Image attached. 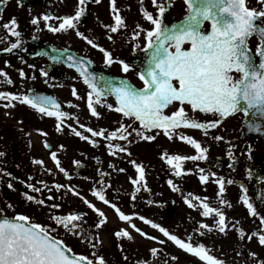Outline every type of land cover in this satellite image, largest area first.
<instances>
[{"label": "snow or ice", "instance_id": "snow-or-ice-1", "mask_svg": "<svg viewBox=\"0 0 264 264\" xmlns=\"http://www.w3.org/2000/svg\"><path fill=\"white\" fill-rule=\"evenodd\" d=\"M93 2L99 4L101 0H93ZM18 3L22 4V0H18ZM88 3L89 0H78L72 15L57 17L44 14L42 17L32 18L30 23L39 30V25L43 21L44 27L54 34H66L70 30H75L76 35L85 40L88 45L98 48L105 57V63L110 65L116 62L112 54L78 29ZM142 3L143 0H141ZM151 3L156 9L155 15L143 7L141 8L143 19L148 22L150 27L144 29L137 24L136 27L139 31L134 33L137 38L141 32L145 34V46L142 51L146 54V59L143 61V68L137 73L143 84L142 87L137 88L129 81L120 79L118 84L111 80H105L106 87L101 89L98 87V77L88 70L91 61L73 57L68 53V49H64L62 52L53 49L52 51L58 55H51L49 59L54 63H59L62 62L61 58L66 56V60L63 62L68 63L69 67L75 68L79 73L83 83L90 89L87 95V108L92 117L100 118L96 105H101L102 99H105L106 93H109L115 98V106L112 104L102 106L132 121L129 124L120 123L115 131L109 132L104 128L93 130L77 120L79 128L84 132L90 133L92 137H102L108 142L107 148L110 155H116L119 152L131 156L127 147L119 143L114 144L112 141L120 140L131 144L133 140H129V137L133 136V133H135L133 139L143 141L155 140L156 136L150 134L155 131L162 132L169 140L177 137L189 143L195 149L196 155L163 153L161 157L170 166L173 174L179 177L182 174H187L183 166L185 161H206L209 151L192 136L180 132V129H199L207 136L209 129H215L224 119L237 113H243L245 117L253 118L252 122H246L249 130L258 134L264 132V125L255 122L257 118L264 119V8L261 10L250 8L247 6V0H183L185 16L180 21L168 25L165 23L164 17L168 7L171 6V0H166V2L165 0H151ZM258 3L264 5V0H258ZM110 5L114 23L104 25V27L111 33H117L126 28L127 24L117 7L116 0H110ZM50 21L57 23H50ZM206 22L210 25L209 29L203 27ZM2 27L6 34L15 37V42H12L10 47H5L3 51L11 53L13 50L21 48V32L18 30V21L15 17L4 23ZM253 36L258 38L254 52L250 47V39ZM2 39L3 37H0V40ZM108 39L111 40L112 36H108ZM136 46L140 47L139 44ZM42 55H48V53H42ZM118 62L124 73L131 70L128 63ZM29 67L34 66L30 65ZM19 75L24 78L23 70ZM41 75L47 77L48 73L41 70ZM0 78H2L0 83L13 84L11 78L3 70H0ZM32 79H35V76ZM99 79L103 80L104 78L100 77ZM72 95L81 99L75 88L72 89ZM17 104L26 105L43 116L54 117L55 128L58 132L63 131L62 125L65 124L66 119H72L68 112L61 110L60 104L52 96L0 91V107L11 109L15 108ZM69 106L77 107V105L71 104ZM186 106L193 113L211 114L214 119L201 122L189 115ZM170 108L174 110L169 113L166 110ZM136 122L139 126L133 127ZM19 123L22 124V121ZM67 127L81 140L89 141L94 147L98 145L96 140H90L89 136L77 131L71 125H67ZM36 131L41 136H47V133L42 130L37 129ZM214 139L222 140L223 137L215 136ZM30 146L31 141H29ZM43 146L49 149L50 157L59 171L68 176L65 169L60 166L57 151L52 150V145L44 140ZM59 147L63 148V145ZM4 156L5 153L0 152V157ZM130 162L138 174V179H132L131 183L137 185L144 180L145 170L135 160ZM32 163L43 165L44 162L34 159ZM76 163L79 164L78 161ZM109 167L114 166L109 165ZM119 171L123 172L125 169L121 168ZM198 171L199 181L202 184L208 182L210 176H216L214 172L206 174L204 168H199ZM4 175L11 176L10 173H4ZM105 175L106 173L100 172L102 178ZM214 182L218 185L219 204L231 207L232 205L224 199L225 184L231 185L234 181L231 179L225 181L223 177H219ZM20 183L24 184L25 181H20ZM168 183L172 186L173 191H179V188L173 185L172 180H169ZM100 184L99 189L93 188L91 195L113 209L118 222H123V225L113 232L116 239L126 238L128 241H133L135 236L132 231L134 230L135 233L148 240L156 241L159 244L166 242L164 239L149 235L137 227L133 223V216L125 214L120 207L107 198L103 179ZM7 187L13 189V184L8 183ZM26 187L34 193L41 191L32 183H27ZM44 187L48 186L44 185ZM54 187L56 190H60L64 186L56 184ZM141 187H145V185L141 184ZM69 191L78 196L83 204L96 215L98 220L95 227L97 229L108 223L105 211L81 196L75 188H70ZM247 191L241 185L242 195L239 200L251 217L259 218V231L247 235V240L251 241L253 237H256L259 245L264 246V215H261L257 206L250 201ZM22 195L28 202H33L37 206H45L44 199H37L27 192ZM132 198L135 199V194ZM47 199L52 200L53 197L48 196ZM207 199V197L201 198L191 192L185 197V203L190 208L198 207L202 217L214 219L213 226L203 222L199 224L197 229L199 235L204 236L206 234L204 230L207 233L217 231L225 234L229 227L225 212L218 206H211ZM261 200L264 201V195L261 196ZM193 201L200 203L196 205ZM8 207L12 206L8 205ZM47 207L56 210L60 209L61 205L53 203ZM84 219V214L69 211L65 214H49V220L52 223L41 224L23 213H16L13 216L0 213V264H106L104 258L97 256L95 251L92 252L91 258L89 255L76 253L57 230L58 228L63 229L66 235L76 237L82 243L96 249L102 241L84 231L82 228ZM138 219L153 229H157L163 234V237L167 238V241L185 253L198 258L202 264H225V261L212 254V250L204 243H193L192 236H188L185 240L144 216H139ZM238 234L241 240L245 239L246 233L242 228L239 229ZM150 252L152 256H156L158 249L153 247ZM250 255L256 256L255 253H250ZM172 259L175 260L177 257ZM260 264H264V261H260Z\"/></svg>", "mask_w": 264, "mask_h": 264}, {"label": "flooded vegetation", "instance_id": "flooded-vegetation-1", "mask_svg": "<svg viewBox=\"0 0 264 264\" xmlns=\"http://www.w3.org/2000/svg\"><path fill=\"white\" fill-rule=\"evenodd\" d=\"M77 4L78 0H22V4H19L18 0H2V3H0V37H3V39L0 40V70L8 74L13 84L0 83V91L23 94H28L29 91L51 92L69 107L68 113L72 119H66L62 127L71 125L77 131H81L79 123H86L87 121L80 119L78 108L70 107V103H67L66 99L87 101L90 89L83 83V79L75 68L69 67L64 62L54 63L49 59V56L58 54L52 50L57 49L62 52L64 49H68V53L73 54L76 58L91 61L88 70L98 77V87L101 89L106 87L105 80H111L113 83L118 84L120 79L127 80L132 85L140 88L143 84L139 80L137 73L143 68V61L146 59V54L142 51L145 46V34L141 32L137 38L134 36V33L139 31L136 27L137 24L144 29L150 27L148 22L143 19L141 8L143 7L147 11L153 12L154 15L156 9L153 7L151 0H143L142 4L141 0H116L117 7L120 9L127 27L119 30L117 33H111L104 27V25L114 23L110 0H101L99 4H96L93 0H89L86 13L81 18L78 29L112 54L116 62L109 65L105 63L103 53L98 48H93L85 40L78 37L75 30H70L66 34H54L44 27L43 21L39 25V30L30 23L32 18L42 17L44 14H51L57 17L72 15L75 12ZM247 6L257 10L264 8V5L259 4L258 0H247ZM184 16L185 5L183 1L171 0V6L168 7L165 13V23L171 25L180 21ZM13 17L18 21V30L21 32L20 39L22 43L21 48L8 53L4 52L3 49L10 47V44L15 42V37L6 34L2 25L9 22ZM50 23L55 24L57 22L50 21ZM203 27L208 29V23L206 22ZM108 36H112V39L109 40ZM137 44L140 45L139 48H137ZM257 44L258 38L250 39V47L253 52ZM42 53H48V55H42ZM118 61L128 63L131 66V70L124 73ZM30 65L34 67H29ZM21 70L25 73L24 78H21L19 75ZM41 70L46 71L48 76H42ZM33 76H35V79H32ZM100 77L104 79L101 80L99 79ZM73 88L76 89L81 99H77L72 95ZM104 104L115 106L116 101L114 96L106 93V98L102 99L101 105H96L100 118L92 117L90 113V119H92L93 124L102 123L104 129L111 132L115 131L120 123H132V121L124 118L121 114L102 106ZM171 110L174 109L170 108L166 111L170 113ZM187 110L190 116H194V118L201 122L214 119L211 114L193 113L190 108H187ZM77 120L79 123H77ZM20 121H22V124L19 123ZM55 124L56 120L54 117L43 116L26 105L17 104L15 108L11 109L0 107V152L5 153L4 157H0L1 181L6 185L13 182V190H22V194L32 192L31 189L26 187L27 183H32L36 188H40V192L47 190L44 185L48 183L44 181L48 177L52 178L53 175L44 174L46 170H43L42 165L32 163V145L29 147V141L31 139L30 133H38L37 129L42 130L47 135L50 134L49 138L39 134L40 148L44 149L47 154H50L49 149L43 146V141L47 140L52 145V150L57 149V145L53 142V140H57L54 133L55 131L56 133L58 132ZM138 126V122L133 124V127ZM243 127L244 116L242 114H235L224 119L215 129H209L207 136L199 129L179 130L184 135L191 134L194 139L201 137L203 147L209 149L206 161L202 160L199 164L190 162L189 167H184L186 173L190 170L204 168L206 174L212 172L216 174L215 177L210 176L209 181L203 184L201 182L195 183L191 177L187 178L186 174H182L181 176L183 177H177L173 174L170 166L161 157L163 153L175 155L172 152L175 149L176 137L169 140L162 132L157 133L154 131L150 133L156 136L153 141L133 139L135 133L129 137V140H133L131 144L120 140L112 141L114 144L119 143L127 147L131 156L127 153L119 152L116 155H110L107 148L108 142L102 137H99V147H92V143L88 141L89 148L92 151L87 154H81L83 156L81 159H79L80 154L78 153L77 160L69 170H67L63 159L64 154L59 152L60 156H57L60 166L68 173L66 177H68L70 182L66 186L75 188L78 192L86 191L87 186L91 190L93 188L99 189L101 187L100 181L103 179L106 196L113 192L115 188H119L118 191H124L122 190V185L126 191L139 189L135 199L123 198V195H120V198H123L122 206H124L125 212L133 216V219L139 221L141 224L147 225L138 219L139 216H144L160 224L172 234H176L178 226V233L183 232L181 235L185 238L186 232L183 230L184 227L182 225L187 212V210L186 212L183 211L185 197L189 192L201 198L207 197V202L211 206H218L225 212L226 222L229 225L225 234L214 236V232H211V235L208 236V243L206 244L208 248L211 246L209 245L210 243H216V248L212 251V254L223 260L229 256L235 258L232 262L225 261V264H260V261H264V246L259 245L256 237H253L251 241L247 240V235L259 231V218L251 217L248 214L246 207L242 205L239 197L242 195L241 185H243L248 190L247 195L250 201L257 206L261 215H264V201L261 200V196L264 195V137L259 139L247 137ZM68 133V136H66L68 138L66 148L70 146L78 148L81 144H85V140H81L75 136L72 131ZM57 135L63 136L62 132L61 135L58 133ZM215 136H221L223 139L216 140L214 139ZM62 143L64 144L65 142L62 141ZM190 147L192 148L191 145ZM85 148L87 150V146ZM63 149L65 150L64 146ZM38 153V150H36L35 154ZM85 158L86 161H84ZM132 160L141 164L145 170L144 180L140 181L137 185L131 183L132 179H138L135 167L130 162ZM77 161L79 164L76 163ZM107 165H113L114 167H111L112 170H107ZM79 166L87 168L90 175L89 178H82L81 175L75 172ZM121 168L125 169V171H119ZM100 172H104L106 175L102 178ZM4 173H10L11 176L5 179ZM17 176L19 179L15 184V177ZM219 177H223L225 181L229 179L234 181L231 185L225 184L224 199L232 205L231 207L219 204L218 185L214 182ZM179 179H182L181 185H179ZM169 180H172L173 185L176 187L177 185L184 186L185 193L180 194L179 191L177 197L172 196L171 192L173 188L169 185ZM20 181H25V183L22 184ZM119 181H122V183L120 182L117 185ZM127 182H130L134 187H129V183ZM141 184L145 185V187H141ZM60 190L62 192L66 191L64 187ZM67 192L69 191L67 190ZM36 198L39 199L38 195H36ZM195 203L200 202L195 201ZM0 206L5 215L13 216L16 214L8 211L5 201L1 200V198ZM61 206L63 207V205ZM73 207L76 208L75 211L82 214L87 210L82 204L75 203ZM38 208H41V206ZM30 217L37 222L39 221L36 214ZM97 220L98 218L94 219L85 216L82 223L84 231L88 230L86 233H91L94 237L101 233L100 229L102 228L97 229L95 227ZM206 220L207 218L203 217V223H206ZM147 227L152 228L150 225H147ZM241 228L246 233L244 240H241L238 234ZM57 230L60 236L66 240V243L78 254H86L90 257L92 252L99 247L92 249L90 245L82 243L76 237L66 235L63 229L58 228ZM123 239H119L121 242H117L119 243L117 245L111 244V253L108 254L112 257L111 259H114V263L109 264H140L139 261L143 259V253L138 251L126 238ZM250 253H255L256 256L253 257Z\"/></svg>", "mask_w": 264, "mask_h": 264}, {"label": "rangeland", "instance_id": "rangeland-1", "mask_svg": "<svg viewBox=\"0 0 264 264\" xmlns=\"http://www.w3.org/2000/svg\"><path fill=\"white\" fill-rule=\"evenodd\" d=\"M61 94V93H60ZM65 96V95H63ZM68 98V97H66ZM66 101L68 103L71 104H75L77 105L79 112H80V119H84L85 121H87L86 123H83L86 125V127H91L93 128V130H99L101 128H104L102 123H96L93 124L92 119H90V114H89V109L87 108V103L85 101H74L72 99L68 100L66 99ZM79 102V103H78ZM6 117V116H5ZM7 118V117H6ZM68 132H71V130L64 126L63 127V131H62V135L64 136H58L57 133L59 135H61V132H57L55 131L54 136L56 137L57 140H53L54 144L57 145V149H55V151H57V155H59V152H62L63 155V159L66 163V168L67 170L70 169V167L73 165V163L77 160L78 158V153L80 154V158H83V156L81 154H87L89 152H91L92 150L89 148V144L88 141H84L85 144H81L78 148L77 147H72L70 146L69 148H66V141H68V138L66 136H68ZM81 132L87 136H89L90 140H96L97 142L99 141V137H92L90 133L84 132L83 129H81ZM181 132V131H180ZM31 135V145H32V155H31V160L37 159L39 158L40 160H42L43 163V170H46V173L44 174H51L53 175V179L52 178H47L46 181L47 182V190L43 191V192H29V194L31 195H38L41 198H44L45 200V206H41V208H38L39 206H35L36 204L33 202H28L24 199L23 195H22V190H18L15 191L13 189H9L7 187V185L0 180V198L1 200L5 201L6 206L8 208L9 212H13V213H23L26 214L28 216H31L33 214H36L38 216V222L41 224H51L52 222L49 220V214H65L69 211H75L76 208L73 207V205L75 203L77 204H82L87 210L84 212V215L86 217H90V218H97L96 215L87 208V206L85 204H83V202L81 201V199L78 196H75L72 194L71 191H69V189L71 187L66 186L67 183H69V179L68 177L65 176V174H63L62 172L59 171V169L56 167L55 162L51 159L50 154H47L45 152L44 149L40 148L39 145V139H40V135L38 133H30ZM50 134H48L46 137L49 138ZM191 136V134H190ZM33 139V140H32ZM201 137H197L196 140L199 141L203 147L202 144V139ZM35 141V142H34ZM65 142L64 144L62 143ZM100 142V141H99ZM99 142H98V147H99ZM63 145L65 150L63 148H60L59 146ZM85 146H87V150L85 148ZM93 147V145H92ZM174 152H172V154L175 155H185V156H191V155H196V151L195 149L192 147H190L189 143H185V141L179 139L176 137V141H175V145H174ZM38 150V154H35V151ZM33 157V159H32ZM62 158V157H61ZM84 161H86V158L84 159ZM190 162L193 161H185L184 162V167H189L188 165L190 164ZM195 163L199 164L200 161H195ZM107 170H112L111 167H109L108 165L106 166ZM51 170V171H48ZM187 178L191 177L195 183L200 182L199 181V171L198 170H190L186 175ZM184 176V177H185ZM179 177H183V176H179ZM8 178L7 175H5V179ZM177 178V177H176ZM51 179V180H48ZM120 182L122 183V181L117 182V185L120 184ZM13 183V182H12ZM17 183V181H15V184ZM129 183V187H134ZM177 183V182H176ZM56 184H60L63 185L64 188L66 189L65 194L61 193L62 190H56L55 189V185ZM91 184V183H88ZM182 184V179H179V185ZM87 190L83 191V192H79L81 196L85 197L86 199H88L89 201L93 202L96 204L97 207L101 208L103 211H105L107 217H108V223L103 226L100 231L101 233L99 235H96V237H98L100 239V241H102V243L99 245V247L95 250L96 255L97 256H102L104 258V260L106 261V264L109 263H114V259H111L112 257L108 254L111 253L110 251V247L111 244H119L117 242H121L118 239H116L113 235L114 230H116L118 227L123 225V222H118V219L114 213V210L111 209L110 207L104 205L102 202L96 200L92 195H91V188H89V186H87ZM180 194L185 193V188H183L184 186H178ZM122 190L124 191H118L119 188H115L113 190V192H111L110 194H108L107 198L115 203L118 207L121 208V210L127 214L125 212L124 206L123 205V198H132L133 194H135V197L137 195V189H132V190H125L124 186L122 185ZM49 189H51V191H49ZM90 189V190H89ZM67 190L69 192H67ZM179 191H172L171 195L177 197L179 195ZM68 193V195H66ZM43 194H45V196H43ZM62 194V195H61ZM120 195H123V198H120ZM48 196H52L53 199L52 200H48L47 197ZM56 201H60V205H63V207L61 206L60 209H56L53 210L50 207H47V205H51L53 203H56ZM195 202V201H194ZM193 202V203H194ZM196 205H199V203H195ZM8 205H11L12 207H8ZM188 204H184L183 206V211L186 212L185 215V219L182 221V225L184 227L183 230H185L186 232V238L188 236H192L193 243H204L205 245L208 243V236L211 235V233L207 234V231H205V235L204 236H200L199 234H194L193 232H198L197 229L199 228V224L201 222H203V217L199 214L200 209L198 207L196 208H190L187 207ZM14 210V211H13ZM41 213V214H40ZM207 224H209V226H213L214 225V219L211 220V218H207V220L205 221ZM133 223L136 224L137 227H139L143 232L152 235V236H156L159 237L160 239H164L166 242L164 244H159L156 241H152V240H148L145 237H141L138 233H135V231H132V234L135 236V239L133 241H130L133 246H135V248L143 253V257L145 261H151L153 263H155L157 260H153V257H151V252L150 249H152L153 247H155L156 249H158V252H162V250H166L165 252H162V254L160 253L157 256V259L163 263H170L168 260H164L165 255H168V252L171 254L172 257H177V264H202V262H200L198 260V258H195L193 256H191L190 254L185 253L183 250L178 249L175 245H173L171 242L167 241L166 237H163V234L160 233L157 229H153V228H149L147 227V225H143L141 224L139 221L133 219ZM179 227L177 226L176 229V235H178L179 237L187 240L183 235H181L183 232L178 233ZM86 232H88V230H86ZM214 232V236H220L221 233L217 232V231H213ZM199 233V232H198ZM124 240V239H123ZM197 241V242H196ZM209 245H211L209 248L213 251L216 248V243H210ZM168 251V252H167ZM149 252V253H147ZM91 258V256H90ZM111 259V260H110ZM235 258L233 256H229L227 258H224V261L227 262H232ZM153 260V261H152ZM148 262H144V264H146ZM150 263V262H149Z\"/></svg>", "mask_w": 264, "mask_h": 264}, {"label": "water", "instance_id": "water-1", "mask_svg": "<svg viewBox=\"0 0 264 264\" xmlns=\"http://www.w3.org/2000/svg\"><path fill=\"white\" fill-rule=\"evenodd\" d=\"M62 58L65 59L66 56H65V57H62ZM32 94H39V95H48V96H52V97L55 98V99L57 100V102L60 104L61 110H63V111H66V110H67L66 107H65V105H64L62 102H60V101H59L55 96H53L52 94H47V93H42V92H37V91L32 92L30 95H32ZM245 119H246V120H245V132H246V134H247L248 136H264V132H261V133L258 134V133H256L255 131H251V130H249V128L247 127V123H246V122H252L253 118H251V117H245ZM255 122L264 125V119H259V118H257ZM78 171H80V169H79ZM0 213H2L1 210H0ZM2 214H3V213H2Z\"/></svg>", "mask_w": 264, "mask_h": 264}]
</instances>
